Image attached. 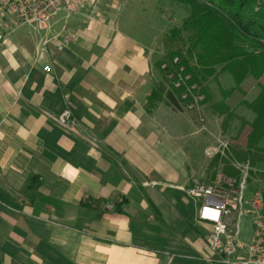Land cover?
<instances>
[{
	"label": "crops",
	"instance_id": "1",
	"mask_svg": "<svg viewBox=\"0 0 264 264\" xmlns=\"http://www.w3.org/2000/svg\"><path fill=\"white\" fill-rule=\"evenodd\" d=\"M174 3L93 0L57 11L41 32L1 14L0 264H216L185 188L205 179L207 151L237 133L234 159L253 168L245 195L264 192V149L248 143L264 135L252 137L251 111L243 115L264 72L239 83L228 71L207 76L203 123L165 99L145 107L162 80L164 35L187 13L175 22ZM64 30L69 43L41 46ZM65 107L85 139L53 120ZM252 236L243 216L240 240Z\"/></svg>",
	"mask_w": 264,
	"mask_h": 264
},
{
	"label": "built area",
	"instance_id": "2",
	"mask_svg": "<svg viewBox=\"0 0 264 264\" xmlns=\"http://www.w3.org/2000/svg\"><path fill=\"white\" fill-rule=\"evenodd\" d=\"M93 0H0V12L14 16L19 22L32 26L37 32L50 30L52 17L59 10L69 13L82 12ZM261 0H256V6ZM1 38V36H0ZM67 30L51 38H41L44 47L52 39L60 48L71 40ZM172 62H178L173 57ZM160 67L167 69L166 63ZM46 71L50 70L45 65ZM169 82L182 88L180 94L183 109L199 112L204 102V93L198 83L191 81L183 66L166 72ZM53 120L67 132L85 139L86 134L73 115L65 107ZM203 123L204 117H199ZM223 144V143H221ZM219 146L209 149L208 155L219 151ZM231 165L238 171L237 177L217 172L210 180L192 178L185 191L196 202L197 219L207 223L210 231L207 235L208 246L213 254L211 260L216 264H264V192L257 191L246 197L245 189L249 172L253 170L248 161H233ZM243 216L251 218L253 236L249 243H243L239 237V223Z\"/></svg>",
	"mask_w": 264,
	"mask_h": 264
},
{
	"label": "trees",
	"instance_id": "3",
	"mask_svg": "<svg viewBox=\"0 0 264 264\" xmlns=\"http://www.w3.org/2000/svg\"><path fill=\"white\" fill-rule=\"evenodd\" d=\"M174 1L184 5L187 15L179 27L171 28L164 35V56L156 65L162 80L154 85L146 98L148 111L161 99L175 109H183L182 88L174 87L166 77L167 71L179 66L190 74L191 81L198 83L202 93H205L202 79L216 75L217 65L231 72L236 83L247 74L257 76L264 71V56L261 57L264 52L261 40L264 39V17L253 11L256 0ZM248 49L259 50L260 54L253 55ZM173 57L178 58L176 64L172 62ZM161 63H166V70L160 67ZM260 88L259 95L249 103L255 107L256 123L264 121V85ZM88 200L82 203L92 206Z\"/></svg>",
	"mask_w": 264,
	"mask_h": 264
},
{
	"label": "rangeland",
	"instance_id": "4",
	"mask_svg": "<svg viewBox=\"0 0 264 264\" xmlns=\"http://www.w3.org/2000/svg\"><path fill=\"white\" fill-rule=\"evenodd\" d=\"M177 3H180V2H177ZM177 3H174L175 4V6H174L175 9H174V16L173 17H174L175 22L179 23L180 20H181V18H182V15H183V12L182 11L185 8H184V5L182 3H180L183 8L181 9V11H179V8H177L178 7L177 5H179V4H177ZM256 4L257 3L254 2V4H253V11L255 13H257V14L259 13L262 17H264V0H261V2H260L259 5L256 6ZM1 14L2 13L0 12V20L2 18H4V17L1 16ZM186 15H187V13H186ZM5 16H6L7 21H10L11 22L12 19H14V17L11 16V15L8 16L6 14ZM261 40H262V43H264V39H261ZM247 51L249 53H253V55L260 54V53H258L259 50H250V49H248ZM262 56H264V52H262L261 57ZM215 69L217 70L218 74H221L223 71H225L224 68L221 67V65H217ZM261 69L262 68H260V70ZM255 71L256 72L259 71V67L256 68ZM262 72H264V71H261L260 73H258L257 76L252 75V74H247V75L253 76V77H255V79H257L259 76L262 75ZM230 75H231L230 80H232L234 82V79L232 77L231 72H230ZM225 80H227V79H225ZM202 81H203V83H202V87H203V85H206V82H205L206 81V78H203ZM261 82H264V77H262ZM261 84L262 83H260V85ZM165 85H167V84H165ZM262 85H264V84H262ZM249 86H251V85L248 84L245 87L247 88ZM260 92H261V88L259 87L258 88V93H257L256 97L259 95ZM255 98H253L250 102L247 103V105L250 108V110H247L245 113H243V115H245V114H248L249 111H251L252 118H251V121L247 123L248 124L247 132L250 135H252V137H254L257 134L258 135H264V121H261L259 123H256V110H255V107H252V106L249 105V103H251L252 101H254ZM204 102H206V101H204ZM204 102H203V104H206ZM205 107H206V105L203 106V108H205ZM203 108H201V109H203ZM196 116L198 117V119H199L200 116H203L204 117L202 110L199 111V112H196ZM230 116L231 115L226 114V116L224 118V122L226 124H227L228 121H230L233 118V117L231 118ZM231 121H233V120H231ZM243 123H244L243 118L242 119L239 118L238 120L235 121V124H234V128L233 129L236 130V128H238L240 124L243 125ZM233 139H235V140L232 141V142H223V144H221L222 142H217V146L218 145H223V146H219L220 147L219 148V151L216 152L215 154H213L211 156L209 155L211 157V161L209 162V164H208V166H207V168L205 170L204 177H205L206 180L213 179L218 171L221 172L222 174L229 175V176H232V177H237L238 176V171L231 165V163L233 161H235V159H234L235 156H234V154L232 152L233 146L240 144V143L236 142L239 139L238 133L235 134V136H233ZM248 143L251 146H253V147H262V149H264V142H260L259 143V142H255L254 140L251 139L250 141L248 140ZM224 167L226 168V170L224 169ZM227 169L229 171L230 170L231 171L229 172V171H227Z\"/></svg>",
	"mask_w": 264,
	"mask_h": 264
}]
</instances>
